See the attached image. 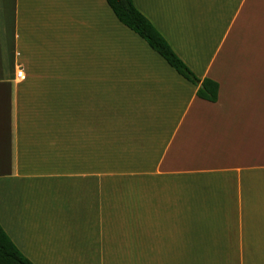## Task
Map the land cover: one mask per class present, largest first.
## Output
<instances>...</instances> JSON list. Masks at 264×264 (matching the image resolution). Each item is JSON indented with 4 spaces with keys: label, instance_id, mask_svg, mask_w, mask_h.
<instances>
[{
    "label": "crops",
    "instance_id": "obj_1",
    "mask_svg": "<svg viewBox=\"0 0 264 264\" xmlns=\"http://www.w3.org/2000/svg\"><path fill=\"white\" fill-rule=\"evenodd\" d=\"M133 1L218 100L106 0H0V224L34 264H264V0Z\"/></svg>",
    "mask_w": 264,
    "mask_h": 264
},
{
    "label": "trees",
    "instance_id": "obj_2",
    "mask_svg": "<svg viewBox=\"0 0 264 264\" xmlns=\"http://www.w3.org/2000/svg\"><path fill=\"white\" fill-rule=\"evenodd\" d=\"M118 20L142 37L149 46L175 69L182 77L197 87V95L216 102L219 85L217 82L202 79L177 55L166 38L152 22L142 14L133 0H106ZM0 264H34L12 241L0 224Z\"/></svg>",
    "mask_w": 264,
    "mask_h": 264
},
{
    "label": "built area",
    "instance_id": "obj_3",
    "mask_svg": "<svg viewBox=\"0 0 264 264\" xmlns=\"http://www.w3.org/2000/svg\"><path fill=\"white\" fill-rule=\"evenodd\" d=\"M18 78L19 79H23L24 78V75H23V71L22 70H19L18 71Z\"/></svg>",
    "mask_w": 264,
    "mask_h": 264
}]
</instances>
